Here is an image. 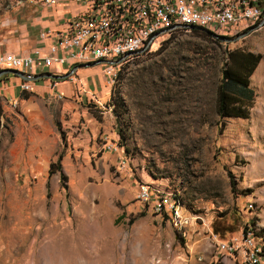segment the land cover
Segmentation results:
<instances>
[{
    "label": "rangeland",
    "instance_id": "obj_1",
    "mask_svg": "<svg viewBox=\"0 0 264 264\" xmlns=\"http://www.w3.org/2000/svg\"><path fill=\"white\" fill-rule=\"evenodd\" d=\"M50 8L0 0V47L31 48ZM235 38L166 36L111 75L80 68L69 92L3 77L0 264H247L250 231L264 264V26ZM234 49L261 55L247 118L216 109ZM142 184L175 195L178 219L140 202Z\"/></svg>",
    "mask_w": 264,
    "mask_h": 264
},
{
    "label": "built area",
    "instance_id": "obj_2",
    "mask_svg": "<svg viewBox=\"0 0 264 264\" xmlns=\"http://www.w3.org/2000/svg\"><path fill=\"white\" fill-rule=\"evenodd\" d=\"M54 7L62 0H41ZM85 10L64 22L62 30L40 34L37 57L0 53V70H16L31 78L35 70L55 65H102L121 71L137 64L166 36L202 30L235 38L264 21V0H74ZM30 91L29 83L22 85ZM138 200L172 218L180 216L179 200L149 184H142ZM245 239L247 264H261L251 231ZM223 248L225 246H222ZM230 251L233 246H228Z\"/></svg>",
    "mask_w": 264,
    "mask_h": 264
},
{
    "label": "trees",
    "instance_id": "obj_3",
    "mask_svg": "<svg viewBox=\"0 0 264 264\" xmlns=\"http://www.w3.org/2000/svg\"><path fill=\"white\" fill-rule=\"evenodd\" d=\"M252 30L248 29L246 32ZM211 39L216 44H222L212 33L195 30ZM261 62V55L243 49L230 50L224 68L221 70V80L216 87V109L221 118H247L249 110L255 102V92L251 87V77ZM53 167H55L53 165ZM54 172H51L53 174ZM67 176L62 173L63 183ZM67 189V186L65 185Z\"/></svg>",
    "mask_w": 264,
    "mask_h": 264
},
{
    "label": "crops",
    "instance_id": "obj_4",
    "mask_svg": "<svg viewBox=\"0 0 264 264\" xmlns=\"http://www.w3.org/2000/svg\"><path fill=\"white\" fill-rule=\"evenodd\" d=\"M78 8H72L68 3L64 2V0L60 1L56 6L52 7L39 16V19L36 20V27L33 32V37H31L30 44L32 47L29 49L23 48L22 45H5L0 47V53L14 54L18 56H33L37 57V51L42 48L43 44L40 40V34L43 31H47L50 29L53 30H62L64 29L63 20L65 14L71 13V18L81 14L85 10V6L83 4L79 5ZM70 18V19H71ZM90 67V66H87ZM82 68V66L75 65H55L48 70L44 68H39L35 70V74L33 77L28 79H23L18 75H13L16 85L22 90V85L24 83H29L31 86V90L33 91V87H41L43 82H49L51 85L54 82L53 89L56 87H62L63 91L69 92L72 90L73 85L71 82L67 80V78L74 76L76 78L78 75V70ZM2 71V70H0ZM19 72V71H18ZM21 73V72H20ZM10 76V75H9ZM53 76H61L65 78L55 79ZM5 77V76H4ZM65 86H69L70 90H66Z\"/></svg>",
    "mask_w": 264,
    "mask_h": 264
},
{
    "label": "water",
    "instance_id": "obj_5",
    "mask_svg": "<svg viewBox=\"0 0 264 264\" xmlns=\"http://www.w3.org/2000/svg\"><path fill=\"white\" fill-rule=\"evenodd\" d=\"M262 26H264V21L262 22ZM214 37L216 39H218L219 41L224 42V43H232V42H235L236 40L239 39V38H228V37L217 36V35H214ZM5 75H18V76H20L23 79H28L22 73H20V72H18L16 70H11V69H7V70L0 71V78L3 77V76H5ZM52 78L61 79V78H65V77L53 76Z\"/></svg>",
    "mask_w": 264,
    "mask_h": 264
},
{
    "label": "flooded vegetation",
    "instance_id": "obj_6",
    "mask_svg": "<svg viewBox=\"0 0 264 264\" xmlns=\"http://www.w3.org/2000/svg\"><path fill=\"white\" fill-rule=\"evenodd\" d=\"M5 76H6V75H5ZM3 77H4V76H3ZM3 77L0 78V81H1V79H2Z\"/></svg>",
    "mask_w": 264,
    "mask_h": 264
}]
</instances>
